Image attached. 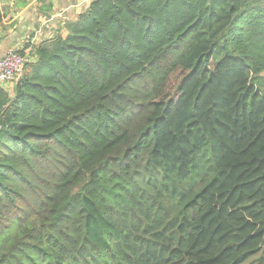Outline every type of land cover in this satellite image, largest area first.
Listing matches in <instances>:
<instances>
[{
	"label": "trees",
	"instance_id": "obj_1",
	"mask_svg": "<svg viewBox=\"0 0 264 264\" xmlns=\"http://www.w3.org/2000/svg\"><path fill=\"white\" fill-rule=\"evenodd\" d=\"M66 30L0 87V264H264V0Z\"/></svg>",
	"mask_w": 264,
	"mask_h": 264
},
{
	"label": "crops",
	"instance_id": "obj_2",
	"mask_svg": "<svg viewBox=\"0 0 264 264\" xmlns=\"http://www.w3.org/2000/svg\"><path fill=\"white\" fill-rule=\"evenodd\" d=\"M0 3L7 16L0 25V57L11 47L24 48L45 19L61 12L64 15L57 19V27L47 32L66 36L67 24L86 8L85 0H0ZM46 39L49 38L43 37L42 41ZM24 76L25 72L20 80ZM16 86L9 89L11 95H14Z\"/></svg>",
	"mask_w": 264,
	"mask_h": 264
},
{
	"label": "built area",
	"instance_id": "obj_3",
	"mask_svg": "<svg viewBox=\"0 0 264 264\" xmlns=\"http://www.w3.org/2000/svg\"><path fill=\"white\" fill-rule=\"evenodd\" d=\"M92 1L85 0L86 8ZM63 15L64 12H61V14L45 19L24 48L11 47L0 57V87L8 91L12 87L15 88L18 81L23 77L27 65L34 62L37 58L35 47L45 41H42L43 37H48L49 39L55 37V35H51L47 30L55 29L57 27V19L63 18ZM47 33L49 34L47 35Z\"/></svg>",
	"mask_w": 264,
	"mask_h": 264
}]
</instances>
